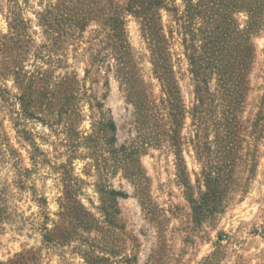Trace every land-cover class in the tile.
<instances>
[{
  "label": "rangeland",
  "instance_id": "obj_1",
  "mask_svg": "<svg viewBox=\"0 0 264 264\" xmlns=\"http://www.w3.org/2000/svg\"><path fill=\"white\" fill-rule=\"evenodd\" d=\"M80 2L83 28L66 21ZM123 4L0 0V264H264V13L249 31L247 9L167 0L157 25L179 95L171 129L153 45ZM117 12L121 44L106 21ZM119 54L150 102L147 126ZM192 55L234 78L211 73L197 93ZM212 179L222 207L197 216L191 201Z\"/></svg>",
  "mask_w": 264,
  "mask_h": 264
},
{
  "label": "trees",
  "instance_id": "obj_2",
  "mask_svg": "<svg viewBox=\"0 0 264 264\" xmlns=\"http://www.w3.org/2000/svg\"><path fill=\"white\" fill-rule=\"evenodd\" d=\"M220 4L217 10L223 9L228 12L230 9L235 8H244L247 9V13L251 24H249V31H253L257 28L258 22L261 19L262 14L264 13V0H217ZM79 3V2H78ZM77 3V4H78ZM81 6L76 9L73 8L70 10V14L76 11L80 14L78 15H70L66 21L74 23L78 27H85V22L87 20L88 11L84 8V3L80 2ZM184 3L187 7H190L191 0H184ZM124 6V7H123ZM122 9L126 11L129 15H135L141 19V25L143 32L147 31V35L153 45V58L152 65L154 73L157 75V78L165 88L167 92V96L170 98L169 107V117L171 119V129L176 126L178 123V112H179V95L175 87V81L173 79V74L170 69L169 64V56L166 52L165 46L167 44L165 37L159 34V28L157 25V20H159V13L161 9L168 10L167 0H124V4ZM218 13V12H217ZM228 17V15H227ZM229 18V17H228ZM109 22V25L114 30V39L117 44H121L122 37H124V27L125 20L122 19L120 13H116L115 16H110L109 19H106ZM85 25V26H83ZM156 29V32L154 30ZM248 35V36H247ZM219 34H215L213 40L219 42ZM249 33H247L243 38V58L242 64L246 67L250 60L249 57L253 55L251 45L249 44ZM119 73L121 76V81L123 82L127 95L131 102L137 108L138 113L140 114L138 117V123L140 126H147L150 123V117L145 115L144 109H148L149 101L145 102V92L140 86L139 79L136 78V73L134 69H131V62L129 59L124 57V54H119ZM191 65L193 67L192 73L195 77L197 83L196 89L197 93L200 92V85L206 84L207 80L211 73L217 72L220 76L222 82H227L231 78H234V70L231 65L226 64V66H218L210 65L209 62L206 63L205 59L200 55L198 57L192 55L190 57ZM210 72V74L208 73ZM200 99V97H198ZM168 101V100H167ZM104 129H116V125L113 120H109L106 122ZM209 179V178H208ZM208 189L205 194L202 196L203 200L199 201H190L193 203L194 211L196 215L199 214L200 208H205L207 212L214 213L216 211H220L222 207L223 201V191H218L217 183L215 181L209 180ZM215 184V185H214ZM110 196L114 197H125V194L122 191H112ZM198 216V215H197ZM23 258L24 254L18 255ZM11 264V263H9Z\"/></svg>",
  "mask_w": 264,
  "mask_h": 264
}]
</instances>
